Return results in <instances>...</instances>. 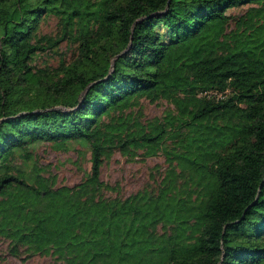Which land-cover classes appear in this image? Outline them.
<instances>
[{
    "label": "trees",
    "instance_id": "16d2710c",
    "mask_svg": "<svg viewBox=\"0 0 264 264\" xmlns=\"http://www.w3.org/2000/svg\"><path fill=\"white\" fill-rule=\"evenodd\" d=\"M48 14L78 40L55 69L31 63ZM142 97L172 107L145 124L123 111ZM65 139L90 151L77 184L13 170ZM115 148L163 153L157 186L105 195ZM0 237L60 264H264V0H0Z\"/></svg>",
    "mask_w": 264,
    "mask_h": 264
},
{
    "label": "rangeland",
    "instance_id": "374dc122",
    "mask_svg": "<svg viewBox=\"0 0 264 264\" xmlns=\"http://www.w3.org/2000/svg\"><path fill=\"white\" fill-rule=\"evenodd\" d=\"M251 3L240 2L226 9L230 15L227 29L232 27L231 17L239 15ZM40 35L56 41L52 46L44 42V49L33 54L31 63L37 67L55 69L62 63L72 59L77 52V37L75 33L62 37L60 18L54 14L45 15L39 23ZM172 104L165 98L154 101L142 97L139 102L123 111H136L143 123L154 118H160ZM108 118H105L107 121ZM141 150L134 154L123 153L118 149L103 156L100 178L112 186L104 191L105 195H129L143 188H154L165 174L168 163L163 153L142 155ZM90 151L88 146L76 139L41 140L27 144L18 150L13 159V170L22 177L33 181L45 194H58L60 185H75L89 171ZM49 177L51 183L46 185L43 178ZM50 254L14 255L8 249V240L0 237V264H60Z\"/></svg>",
    "mask_w": 264,
    "mask_h": 264
}]
</instances>
